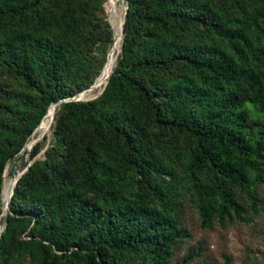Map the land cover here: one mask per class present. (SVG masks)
Instances as JSON below:
<instances>
[{
  "label": "trees",
  "instance_id": "16d2710c",
  "mask_svg": "<svg viewBox=\"0 0 264 264\" xmlns=\"http://www.w3.org/2000/svg\"><path fill=\"white\" fill-rule=\"evenodd\" d=\"M104 1L0 0V20L15 23L19 36L1 46L0 58L15 66L19 61L17 71L34 92L30 106L12 111L11 126L0 121V214L12 190L2 217L0 264L27 259L34 264H168L171 245L188 235L177 227L175 197L151 177L157 158L148 147L142 149L134 116L123 113L131 104L142 106L160 133L192 145L185 175L204 225L213 216L220 222L248 221L234 199V187L252 214L264 211L255 193L264 184V134L254 132L258 126L247 109L264 114V49L191 0H123L119 59L113 68L120 36L112 27L105 70L93 87L108 78L102 92L89 103L62 105L57 122L56 147L62 144L63 126L88 130L80 155L57 160L52 150L43 161L30 164L15 186L11 179L1 189L8 161L26 154L30 160L38 153V141L29 152L24 147L49 105L91 85L79 68L69 72L66 44L73 36H83L84 8ZM45 4L58 9L57 33L51 37ZM114 4L106 0L108 15L114 13ZM258 19L255 42L260 36L264 40V0L252 17L253 22ZM101 22L99 29H107ZM191 28L196 31L185 48L178 42ZM210 35L224 43L225 51L205 43ZM35 61L40 81L35 79ZM180 65L193 73L197 85L164 75ZM53 112L50 107L36 133L47 129ZM104 134L121 141L128 170L137 174L139 185L130 197L125 184L132 178L114 175L95 154ZM248 172L256 175L250 179ZM150 186L152 192H147ZM192 257L186 255L179 264ZM222 259L229 264L228 257Z\"/></svg>",
  "mask_w": 264,
  "mask_h": 264
},
{
  "label": "rangeland",
  "instance_id": "374dc122",
  "mask_svg": "<svg viewBox=\"0 0 264 264\" xmlns=\"http://www.w3.org/2000/svg\"><path fill=\"white\" fill-rule=\"evenodd\" d=\"M191 1L195 6H207L211 12L217 15L220 22L227 23L231 29L234 26L237 30H242L250 37L252 44L264 49V40L261 36L256 42L253 39L256 30H258L256 26L259 19L254 22L252 20V17L255 16V10L261 7L262 0ZM105 3L106 0L102 4L84 8L83 36L80 39L73 36L69 39L68 45L66 44L71 62L69 72L73 73L76 67L79 68L81 70V78L92 82L91 85L84 87L81 92L73 96L60 99L49 105V107H53L54 112L47 129L36 133L37 125L28 137V141L33 138L31 140L32 144L37 141L40 143L41 147L38 153L30 160L28 154H26L21 160L15 161L12 158L8 161L2 172L1 189L3 181L14 179L16 174L23 171L26 166H29L34 161H43L48 156L47 153L52 150L54 152H51V154L57 160L61 158L70 159L80 155L81 146L88 134V130H77L68 125L63 126L60 132L62 144L59 147L55 146V130L62 112V105L72 102L89 103L95 100L102 92L108 78L97 88L91 86L102 70L107 52L113 41L114 30L112 27L119 30L120 36L113 68L119 59L125 3L123 0H114V13L110 15H108ZM45 8L47 12L46 18L52 22L48 29V36H55L57 33L55 22L58 20V9L51 4H45ZM101 20L105 22L107 29H99V25L103 23ZM16 28L17 25L12 23V21L0 20V48L8 41L19 37L17 31H15ZM198 30H201L200 27ZM192 31L195 32L196 30L191 28L185 38L178 42L179 45L181 44V46L184 45L185 48H188L193 35ZM205 43L214 50L225 51L226 48L224 43L214 35H210L209 38L205 39ZM103 58L104 62L101 66ZM36 64L37 62L35 61L33 63V68L36 72L35 79L40 81L41 78L37 73ZM18 65L19 61L15 66L4 63L0 58V121L10 126L15 118L12 111L30 106V102L34 97V92L25 86L21 74L17 71ZM164 75L170 80L176 78V81L179 82L183 77L185 84L188 82L198 84L193 73L182 65L178 68H172L169 73ZM130 107L129 109L124 106V115L134 116L142 134V138L139 140L142 149L148 147L152 155L158 160L157 168L151 173V177L157 184L165 186L168 193L175 197V203L178 206L177 227L188 235L187 238L177 239L171 245L172 255L168 260V264H179L188 254L193 255V257L185 264H223L222 256L229 258V264H264V211L259 210L256 214H252L245 196L238 188L234 187L232 188L234 199L243 207L248 221L243 223L233 219L231 222L226 220L220 222L216 216H213L209 220L208 225H204L197 210L192 193V185L185 175V168L190 159L192 145L174 134L163 135L160 133L142 106L131 104ZM247 109L249 110V116L258 126V129L256 128L254 132L264 134V114L256 113L250 106H247ZM32 144L27 152L30 151ZM26 146L27 144L24 147L25 149ZM124 153L121 141L109 134H104L101 144H97L95 148V154L104 164L110 166L114 175L132 178L131 180L127 179L125 184V195L130 197L139 184L136 182L137 174L133 170H128L129 165L125 162ZM167 172L172 173V176L169 177ZM114 175H112L113 178L115 177ZM248 175L252 179L256 173L248 172ZM260 176L264 180V170L260 172ZM202 177H205V174ZM147 192H152L151 186ZM255 193L257 198L264 202V184L257 185ZM156 207L160 208L158 205ZM6 212L7 209L2 212L3 215L0 217V232L3 229L2 217ZM20 264H34V262L27 259L20 262Z\"/></svg>",
  "mask_w": 264,
  "mask_h": 264
},
{
  "label": "water",
  "instance_id": "95a60500",
  "mask_svg": "<svg viewBox=\"0 0 264 264\" xmlns=\"http://www.w3.org/2000/svg\"><path fill=\"white\" fill-rule=\"evenodd\" d=\"M95 86H96V82H94L93 85H92L91 87H95ZM39 123H40V122H39ZM34 130H35V129H34ZM34 130H33V131H34ZM27 150H28V148H26V151H27ZM27 167H28V166H26L25 169H24L23 171H21V172H19L18 174H16L15 178L13 179V183H14V185L16 184V182H17V180L19 179V177H20V176L26 171ZM13 187H14V186H13ZM11 194H12V190H11L9 196H8L7 203H8V201H9V198H10ZM7 203H6V206H5V210L7 209ZM2 215H3V213L0 214V217H1Z\"/></svg>",
  "mask_w": 264,
  "mask_h": 264
},
{
  "label": "bare ground",
  "instance_id": "6f19581e",
  "mask_svg": "<svg viewBox=\"0 0 264 264\" xmlns=\"http://www.w3.org/2000/svg\"><path fill=\"white\" fill-rule=\"evenodd\" d=\"M107 57H108V53H107V55H106V62L104 63V65H103V67H102V70H101L100 74L98 75V77H97V79H96V81H95L96 84H97V82L100 80L101 75H102L103 71L105 70V65H106V63H107ZM50 107H51V106H50ZM50 107H49V108H50ZM49 108L47 109L46 113L48 112ZM45 115H46V114H45ZM44 117H45V116H44ZM42 120H43V119H42ZM42 120L40 121V123L38 124V126L41 124ZM38 126H37V128H38ZM37 128H36V129H37ZM36 139H37V137H36ZM31 142H32L31 140L28 141L26 148L29 147V146L32 144Z\"/></svg>",
  "mask_w": 264,
  "mask_h": 264
}]
</instances>
